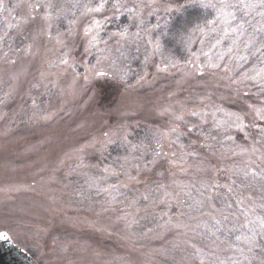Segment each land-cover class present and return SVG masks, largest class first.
<instances>
[{"label":"rangeland","instance_id":"rangeland-1","mask_svg":"<svg viewBox=\"0 0 264 264\" xmlns=\"http://www.w3.org/2000/svg\"><path fill=\"white\" fill-rule=\"evenodd\" d=\"M249 3L0 0V233L38 264H264Z\"/></svg>","mask_w":264,"mask_h":264},{"label":"water","instance_id":"water-1","mask_svg":"<svg viewBox=\"0 0 264 264\" xmlns=\"http://www.w3.org/2000/svg\"><path fill=\"white\" fill-rule=\"evenodd\" d=\"M0 264H38L14 243L7 233H0Z\"/></svg>","mask_w":264,"mask_h":264},{"label":"trees","instance_id":"trees-1","mask_svg":"<svg viewBox=\"0 0 264 264\" xmlns=\"http://www.w3.org/2000/svg\"><path fill=\"white\" fill-rule=\"evenodd\" d=\"M177 15L179 16V14ZM176 22H178V29L183 30L185 26H187L189 27L188 32L194 33L196 31L202 30L207 26L208 18L204 15V13H202L201 10L195 8V6H186L185 11L178 17V19H176ZM262 256L264 255L262 254L261 257Z\"/></svg>","mask_w":264,"mask_h":264},{"label":"snow or ice","instance_id":"snow-or-ice-1","mask_svg":"<svg viewBox=\"0 0 264 264\" xmlns=\"http://www.w3.org/2000/svg\"><path fill=\"white\" fill-rule=\"evenodd\" d=\"M257 6H259V7H264V0H259V4H256V3H249V4L244 5V7H246V8H250V9H254V8H256ZM44 7H45V8H51V7H53V6H52L51 4H47V5H44ZM103 7H104V4L101 3L97 8H91V9H88V11H100ZM212 7H215V5H213ZM228 7H231V6H230V5L222 4V5L220 6V15H222V16H226V17H231V18L234 19V14H233V13H230V12L225 11V9L228 8ZM261 15H264V13H261ZM218 18H219V17H218ZM43 19H44V21H45L46 23L50 24L51 21H52V19H53L52 13L46 11L45 14H44ZM240 27L242 28L243 25H241ZM87 34H88V33L86 32V35H87ZM95 40H96V37L93 36V37H92V40L89 41L90 46H93V47L95 46V43H94ZM193 115H195V113H193ZM178 119H179V117H178ZM189 131H191V129H189ZM252 175L255 176L256 173L253 172ZM211 187L215 188L216 185H211ZM147 198H148V197H145L144 199H147ZM261 227H264V224H262ZM213 234H214V233H213ZM246 242H247V244H248L249 247H252V246L254 245V241H253L251 238H247V241H246Z\"/></svg>","mask_w":264,"mask_h":264},{"label":"bare ground","instance_id":"bare-ground-1","mask_svg":"<svg viewBox=\"0 0 264 264\" xmlns=\"http://www.w3.org/2000/svg\"><path fill=\"white\" fill-rule=\"evenodd\" d=\"M31 256V255H30ZM34 259V258H33ZM35 260V259H34ZM36 261V260H35ZM36 263H38V262H36Z\"/></svg>","mask_w":264,"mask_h":264}]
</instances>
